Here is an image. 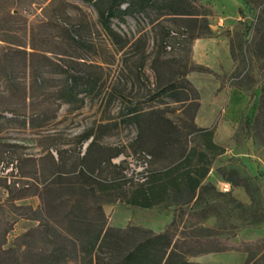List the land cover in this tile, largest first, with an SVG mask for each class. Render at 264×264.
Instances as JSON below:
<instances>
[{"label": "rangeland", "instance_id": "obj_1", "mask_svg": "<svg viewBox=\"0 0 264 264\" xmlns=\"http://www.w3.org/2000/svg\"><path fill=\"white\" fill-rule=\"evenodd\" d=\"M195 3L199 15L194 18L167 16L155 23L137 17H128L125 23L114 21L112 27L122 41L114 43L104 32L95 9L80 0H0V111L7 117L44 112L50 118L59 105V89L68 73L84 81L93 79L97 84L96 90L86 96L85 107L62 106L58 111L60 120L46 131L5 132L0 137V154L4 145L11 143L23 146L17 149L22 158L41 155L52 139L70 143L100 120L118 121L126 102L146 103L157 87L173 83L183 74L192 85L215 77L221 90L228 89V98L233 99L230 116L224 119L225 137L221 138L231 152L216 163L215 183L230 180L243 186L245 193L237 189L232 195H223L219 186V192L210 191L209 211L214 216L196 218L190 227L181 230L184 238L194 235L201 239L185 246L184 251L193 254L227 248L191 259L200 264H264V0ZM168 31L171 37H167ZM198 40L214 41L212 48L220 52L226 49L232 59L231 72L219 76L202 72L205 68L194 60ZM164 42L170 50L164 48ZM208 45L202 50H208ZM4 67L11 71L14 87L8 84ZM35 72L48 83L44 95L30 89ZM186 95L195 97L193 91ZM260 105L263 108L259 111ZM160 109L177 124L181 141L194 143L196 135L188 133L194 130L195 103H170ZM220 120L221 116L215 123ZM104 123L108 126L103 143L127 147L114 162L128 157L132 171L140 170L145 163L144 156L132 157L134 150L148 151L154 158V153L163 156L166 152L156 146L154 139L137 144L134 126ZM32 169L31 163L23 162L1 170L0 185L9 174L18 180L22 173L31 175ZM3 198L0 191V202ZM36 201L29 199L22 204L36 205ZM107 209L111 225L130 227L124 235L125 248L146 236L144 228L159 231L169 224L160 209L146 211L123 203ZM36 225L24 220L12 227L8 247ZM68 264L80 263L71 259Z\"/></svg>", "mask_w": 264, "mask_h": 264}, {"label": "trees", "instance_id": "obj_2", "mask_svg": "<svg viewBox=\"0 0 264 264\" xmlns=\"http://www.w3.org/2000/svg\"><path fill=\"white\" fill-rule=\"evenodd\" d=\"M80 1L95 9L104 32L114 43L121 41V36L112 27L114 21L125 23L128 17H137L155 23L167 16L194 18L199 15L195 0ZM171 34L172 32L168 31L167 37H171ZM164 46V48L168 47L166 42ZM4 72L8 84L14 87L16 83L11 71L4 67ZM202 72L212 74L208 69H202ZM186 76L187 74H183L181 79L157 87L146 103L126 102L120 114L121 119L116 123L134 126L137 129L135 138L137 144L141 145L144 141L154 139L156 146L162 147V150L167 147L175 148L171 152V162L174 165L165 176L168 183L156 185L161 178L153 169V164L156 159L158 162L162 153H154V158L150 152L139 149L134 150V154L146 152L152 157L146 181L127 186L128 181L124 175L126 160L114 162V159L123 154L119 152L106 160L104 165L119 169L120 175L103 184L102 181H98L99 190L109 191L108 187L116 186V190L120 191L125 202L137 208H152L158 204V196L168 188L181 195L184 203L191 202L195 197L197 188L208 175L214 160L225 153V148L213 142L216 124L211 128H197L193 124L194 130L188 135L191 133L196 135L194 143H183L178 134L177 124L167 118L160 109V106L167 104V100L197 102L198 93ZM47 86L46 80L40 77V73L35 72L31 91L44 95ZM96 87L97 84L93 79L88 78L84 81L77 75L68 73L64 85L59 89V105L52 117L48 118L44 112H37L30 117L17 115L7 117L3 111H0V137L12 130L46 131L53 122L57 121L58 111L62 106L67 104L75 105L77 109L82 108L86 96L94 92ZM190 91H193L194 99L187 97L186 94ZM153 104L155 106H152ZM196 108L197 103H195ZM262 108L260 105L259 111ZM106 128V125L98 127L101 130ZM91 137H93L92 146L97 137L92 130L78 136L73 151L76 159L70 169H66L65 165V154L68 150L61 149L64 144L60 140L52 139L53 142L44 150L45 159L53 158L51 150L54 149L59 155V163L53 167L41 163L40 167L36 168V173L39 171L45 179L40 192L38 188L35 190L32 181L27 179L31 178L32 174L22 173L18 180L9 174L3 180L8 192L4 204L22 217L39 220L40 223L17 237L13 246L7 247V236L12 230V224L6 219L4 209L0 207V264H68L71 259L80 264H194L188 262V256L227 250V248H219L216 251L190 254L184 251V247L201 242V239L192 235L186 237L184 242H180V239L174 242V235L169 231L162 234L146 231L144 238L132 247L125 248L124 235L128 234V229L106 228L107 221L100 214L101 206L99 203L89 201L93 192V189L89 188L92 187L90 181L97 180V177L86 171L84 157L80 155L83 143ZM181 144L182 146L178 147ZM4 147L5 150L0 154V171L14 168L16 164L22 162L32 164L37 161L27 155H23L25 156L23 158L18 156L17 149H23L21 145L7 143ZM65 173L68 175L65 176ZM72 173L74 174L71 175ZM47 177H50L49 181ZM33 193L38 194L41 200V205L36 211L28 205H14L16 199L30 197ZM90 213L97 214L98 219L90 218Z\"/></svg>", "mask_w": 264, "mask_h": 264}, {"label": "crops", "instance_id": "obj_3", "mask_svg": "<svg viewBox=\"0 0 264 264\" xmlns=\"http://www.w3.org/2000/svg\"><path fill=\"white\" fill-rule=\"evenodd\" d=\"M206 41L198 40V42L195 44V50H194V60L197 65L208 69L211 71L214 75H222L225 73H230L232 70V59L230 56V53L223 49L222 52L219 50H215L212 48V46L215 45L214 41L209 43L210 41H207V43H204ZM205 44L208 45V50H202V48L205 46ZM226 46V43H224ZM227 48V47H226ZM205 49V48H203ZM212 74V75H213ZM196 89L199 99L197 100V108L195 109V114L193 116V123L197 128H211L213 125H215V120L217 117L221 116L222 120L216 124V130L213 137V142L222 146L225 148V153L219 157H217L213 165L210 168V171L205 179L202 180L201 185L199 188H197L195 197L191 200L189 203H184L182 201L181 195L176 194L173 192L170 188L163 191L158 196V204L153 206L152 208H137L134 206H131L125 202V200L122 198V195H120V191L116 190V186H112L111 189L109 188V191H103L99 190L98 188V181H102L101 184L105 183L107 180L117 178L120 175V171L117 168L111 167V166H105L104 162L108 160L111 156L116 155L117 153H123L124 155L126 153L127 147H111L103 143V138L107 135V132L104 131V129H98L99 126H108L104 122H111L114 123L113 125H109L112 127H120L121 125H117L116 123L120 121L121 117H119L118 121H114L111 119V121H104L100 120L94 125L95 127H90L89 129H86L85 131H82L79 135L83 134L84 132L92 130L94 135H96V140L94 142V145L91 146V143L93 142V137H91L89 140L83 143L81 148V157H84V167L88 173H92L94 177H97L96 179H93V181H90V184H92V187H89L93 189V192H91V197L89 201L96 202L97 204L101 206V216L105 217L107 221V227L106 228H112L116 230H125L130 229V227L127 228H121L115 225H111L108 218V209L109 206H114L115 203H123L127 206L134 208V209H142L146 211L154 210V209H160L163 211V215L165 218H167L169 221L168 225L162 226L159 231L155 230L154 228L149 227L144 228L145 231H151L155 234H162L166 231H169L172 235H174V242L180 239V242H184L186 238L181 236V233L184 229V227L187 225L189 226L190 223H193L196 218L201 219H208L210 217H213L214 214H211L209 211V207L211 206L208 200V193L210 191H218L217 186L221 190H223L224 194L232 195L234 191L237 189L240 190V192L245 193V189L243 186L237 185L234 186L230 180H223L218 182L219 185H217L215 182V166L218 160L221 158H225L228 156V154L231 152L225 143L221 140L222 137H225L224 133L226 130L225 122L227 117L230 116V106L233 103L231 100V97L228 98L229 91L225 88L221 90V83L218 81L215 77H212L211 79H204L200 81V83H195L193 85ZM97 88V87H96ZM96 90V89H95ZM219 90H221L219 92ZM167 100L166 105L174 104V105H185L188 103H193L192 101L187 102H176ZM87 100L85 98V103L83 107L87 105ZM64 106H70V105H64ZM82 107V108H83ZM80 108V109H82ZM60 120V118H57V122ZM109 124V123H108ZM132 126V125H131ZM74 137L73 141L70 143H63L64 145L61 146V149L68 150L65 154V165L66 169H70L72 164L75 162V151L77 144V138L78 136ZM55 136V135H54ZM132 147V146H130ZM174 147H167L166 152L164 155L160 156V158L156 159V162L154 161L153 169L158 172V175L160 176L161 180L156 183V185H165L168 182V179L165 178V176L168 174V171L172 168L174 163L171 162V152L174 151ZM72 150V151H71ZM52 157L50 159H45L46 152H43L41 155L38 156H31L32 158L36 159V162L32 163V175L30 176V179L34 185L35 190L38 188L39 192L42 190L44 186L45 179L41 176V173L38 171L36 173V168H39L41 163L42 165H46L48 167L56 166L57 163H59V155L57 152L53 149L51 150ZM73 152V153H72ZM121 156V155H120ZM119 156V157H120ZM44 158V159H43ZM23 163V162H22ZM68 172V171H65ZM24 174V173H23ZM72 173L71 175H73ZM27 175V174H26ZM68 174L65 173V176ZM47 181L50 180V177H47ZM66 182H69L66 180ZM88 188V189H89ZM0 191H2V194L4 196L3 200L0 202V207L3 203H5L6 199L8 198V192L6 191L4 187V181L2 180V184L0 185ZM219 192V191H218ZM29 199H36L37 204L33 205L30 203L22 204L23 201L29 200ZM19 204V205H15ZM202 204H204L202 206ZM15 206H21V205H28L31 206L34 211H36L40 205L41 200L38 194L33 193L32 196L22 199H16L14 201ZM2 206H6L5 204ZM7 211H5V217L7 220L10 221L12 224V227L15 228L16 225L20 221H31L33 223H36V227L39 225L40 221L35 219H29L22 217L17 212L12 211L10 208L6 207ZM91 217L93 219H98V215L93 213H90ZM35 226V225H33ZM190 227V226H189ZM193 227V225H192ZM35 228V227H34ZM182 230V231H181ZM181 231V232H180ZM25 231L24 233H26ZM22 233V234H24ZM21 234V235H22ZM19 235V236H21ZM11 244V243H10ZM10 244L7 245L10 246ZM208 254V253H205ZM198 254L194 256H188L187 260L190 263L194 264H200L194 261H191V259L198 258L200 256L205 255Z\"/></svg>", "mask_w": 264, "mask_h": 264}, {"label": "built area", "instance_id": "obj_4", "mask_svg": "<svg viewBox=\"0 0 264 264\" xmlns=\"http://www.w3.org/2000/svg\"><path fill=\"white\" fill-rule=\"evenodd\" d=\"M169 50L171 49L170 46L167 47ZM144 156L145 163L142 164L139 168L140 170H131L130 167V162H128V157L125 158L126 160V167L124 170V175L126 180L128 181L127 186H131L132 184H138V183H143L147 179L148 171L150 169L152 157L146 152H139L136 154H133L132 157H142ZM119 163V162H118Z\"/></svg>", "mask_w": 264, "mask_h": 264}]
</instances>
